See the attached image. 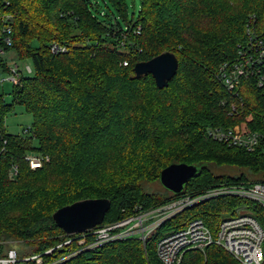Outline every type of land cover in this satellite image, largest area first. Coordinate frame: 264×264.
I'll list each match as a JSON object with an SVG mask.
<instances>
[{"label": "trees", "instance_id": "trees-1", "mask_svg": "<svg viewBox=\"0 0 264 264\" xmlns=\"http://www.w3.org/2000/svg\"><path fill=\"white\" fill-rule=\"evenodd\" d=\"M111 2L126 26L107 0L104 6L98 0H0V48L32 62V73L13 83L11 102L0 90V249L13 247L24 257L42 254L44 264H162L158 241L194 218L215 233L225 215L248 204L264 227V207L236 196L185 208L146 244L129 238L88 247L95 239L91 231L68 235L54 221L55 211L83 199L111 201L101 223L107 224L223 184L264 182L261 147L248 150L208 134L209 128L236 123L264 131L261 92L247 88L242 104L219 76L221 65L248 40V27L264 34V0H142L138 17L128 16L126 0ZM138 25L141 34L134 35ZM54 42L66 51L54 53ZM163 52L174 53L179 65L161 89L152 74L137 77L134 68ZM0 68L9 71L1 56ZM14 104L33 116L25 130L30 137L6 130ZM29 152L49 160L32 169L25 159ZM172 163L200 167L180 193L160 181ZM221 167L234 169L217 171ZM152 180L167 192L146 193L144 182ZM180 264L240 263L210 244L185 251Z\"/></svg>", "mask_w": 264, "mask_h": 264}, {"label": "built area", "instance_id": "built-area-1", "mask_svg": "<svg viewBox=\"0 0 264 264\" xmlns=\"http://www.w3.org/2000/svg\"><path fill=\"white\" fill-rule=\"evenodd\" d=\"M4 31L9 34L11 26L6 25ZM133 33L141 34V26L134 27ZM247 33L248 40L239 43L236 57L232 61L224 62L219 71L223 85L233 92L242 104L246 101L243 92L252 86L259 90L264 98V34L255 33L251 27L247 28ZM5 41L8 45L12 44L9 35L5 37ZM129 42L133 46L137 44L135 39ZM120 44H124V40ZM51 50L54 53H60L65 52L66 47L54 42L51 44ZM7 53L0 48V56L6 58L9 67V71L4 73L0 68V84L5 80L17 83L24 71L27 74L32 73L31 65L27 64L24 69H21L16 59L6 57ZM124 64L128 65V61H124ZM5 73H8V76H2ZM237 110V105L233 104V111L238 112ZM208 134L213 139L229 145L248 150L261 147L264 151V131L260 129L242 130L216 126L209 128ZM25 159L32 169H36L48 161L49 156L40 152H29ZM15 172L17 173V169ZM220 196H236L264 207V182L223 184L195 198L184 197L160 207L140 211L116 222L100 223L94 229L88 230L95 235V239L87 246L97 247L111 241L129 238H139L146 244L167 219L200 201ZM70 242L71 240H67L65 243ZM84 242V238L79 241V243ZM210 244L220 245L240 264H264V227L248 204H244L243 207L238 206L234 214L225 215L215 233L202 218L192 219L182 229L163 236L157 243V254L162 264H180L185 251L204 250ZM27 261L44 264L42 254L24 257L19 255L16 248L0 249V264H23Z\"/></svg>", "mask_w": 264, "mask_h": 264}, {"label": "water", "instance_id": "water-1", "mask_svg": "<svg viewBox=\"0 0 264 264\" xmlns=\"http://www.w3.org/2000/svg\"><path fill=\"white\" fill-rule=\"evenodd\" d=\"M178 65L174 53L163 52L148 61L138 62L134 71L137 77L152 74L157 86L162 89L175 76ZM199 170L200 167L194 164L172 163L161 171L160 181L168 190L180 193ZM110 208L111 201L107 198L83 199L59 208L54 212L53 219L66 234H78L102 223Z\"/></svg>", "mask_w": 264, "mask_h": 264}, {"label": "rangeland", "instance_id": "rangeland-1", "mask_svg": "<svg viewBox=\"0 0 264 264\" xmlns=\"http://www.w3.org/2000/svg\"><path fill=\"white\" fill-rule=\"evenodd\" d=\"M101 2V4L104 6L103 0H98ZM108 4L111 7V10L115 13V16L118 17L120 23L123 26L127 25L126 20L121 15V13L118 11V9L115 8L111 0H107ZM127 5V14L129 17L132 16L134 13L136 17L139 16L142 0H126ZM6 57L8 59L14 58L18 62L21 69H24L25 65H32V62L30 60L22 61L17 59V54L14 50H11L7 53ZM24 74H27V72L24 71ZM2 76H8V73L3 74ZM0 90L5 94L6 100L8 102L12 101V95L11 92L13 90V82L10 80L3 81ZM233 109V107H232ZM243 120V119H242ZM33 123V116L29 112L26 111L23 105L21 104H14L11 111L8 112L5 118V127L8 133L13 135H23V136H31L32 133H26L25 130L27 128H31ZM241 123H236L234 128H241ZM37 143L36 140H34V144ZM234 168H217V171H225V172H233ZM235 171V170H234ZM236 173H239V169H236ZM144 191L146 193H151L157 195L158 193H164L166 190L161 186L159 180H152L150 182H144ZM167 192V191H166ZM244 204H241L239 207H243ZM253 212V208H251ZM17 250V249H16Z\"/></svg>", "mask_w": 264, "mask_h": 264}]
</instances>
